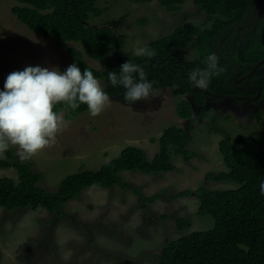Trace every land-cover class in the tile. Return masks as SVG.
Masks as SVG:
<instances>
[{"label":"rangeland","instance_id":"rangeland-1","mask_svg":"<svg viewBox=\"0 0 264 264\" xmlns=\"http://www.w3.org/2000/svg\"><path fill=\"white\" fill-rule=\"evenodd\" d=\"M17 4V0H0V91L4 90L8 74L26 66L60 71L73 63L78 66L68 48H83L75 41L58 45L41 32L30 30L13 13ZM96 6L104 14H91L89 24L115 23L116 33L127 37L119 48L122 56H135L137 47H146L186 22L204 28L212 24H205L207 13L193 0L175 11H169L159 0H96ZM263 13L264 3L251 9L239 25L240 32L232 38H243ZM124 15L127 17L122 18ZM192 44L182 50L190 60L198 57ZM84 57L89 65L102 68L86 53ZM99 81L104 88L105 79ZM154 91L157 98L151 103L129 104L120 96L113 97L111 106L98 117H91L87 110L69 119L63 112L67 127L58 133L54 144L29 159L34 170L42 173L38 185L56 191L66 176L80 170H99L131 145L141 147L153 159L160 151L159 137L165 129L187 126L189 120L180 116L177 107L180 101L190 99L189 95H175L173 88ZM208 103V116L194 126L193 139L187 144L196 153L192 159L176 155L175 169L171 171L120 172L123 181L131 183L146 200L153 197V201L142 202L132 189L115 185L84 188L78 197L65 202L63 218L43 207L8 210L0 206V264H157L168 241L213 228V216L198 214L200 200L194 191L200 187L225 190L239 186L235 181L206 177L208 173L227 170L219 149L224 135L216 129L233 140L241 133L264 132V98L257 102L211 97ZM15 153L21 159L16 149ZM0 177L18 181L19 173L14 168L0 167ZM184 190L192 194L178 197ZM180 217L191 219L190 229L177 227Z\"/></svg>","mask_w":264,"mask_h":264},{"label":"trees","instance_id":"trees-1","mask_svg":"<svg viewBox=\"0 0 264 264\" xmlns=\"http://www.w3.org/2000/svg\"><path fill=\"white\" fill-rule=\"evenodd\" d=\"M186 1L159 0L169 11L178 10ZM17 2L13 13L30 30L41 32L58 45L68 41L81 43L82 49L71 46L68 53L78 60L81 71L87 68L98 80L105 79L103 90L110 98L120 96L123 99L126 89L121 85L113 86L108 80V72L115 71L119 75L120 66L130 60L144 68L153 90L173 88L175 95H189L190 99L180 101L177 107L180 116L189 120L187 126L165 129L159 137L160 151L153 159H149L141 147L127 146L118 158L104 163L99 170H80L66 176L56 191L39 186L42 173L34 170L32 161L18 158L15 149L10 148L0 158V167L16 169L19 180L0 177V206L8 210L43 207L63 218L66 216L65 202L78 197L89 186L112 188L121 185L139 194L142 202L153 201V197L146 200L131 183L123 181L120 172L135 169L144 173L174 170L173 158L176 155L181 154L186 160L196 155L187 148V144L193 139L194 126L211 110L208 100L213 97L212 93L246 95L258 91L257 87H253L257 90L252 91L240 88L234 81L249 72L258 61L264 60V13L253 22L243 38L237 40L232 37L240 32L239 25L245 22L251 9L264 3V0H193L207 13L205 24L212 23L210 27L186 22L145 47L153 50L154 56L121 55V64L117 61V49L126 42L127 37L116 33L113 22L89 24L91 14L97 17L104 14V10L96 6V0ZM126 17L124 15L122 18ZM192 42L191 46L198 57L190 60L182 50ZM85 53L99 61L102 68L89 65ZM210 54L219 58V66L224 71L212 77L207 89H200L190 81L189 73L205 68ZM262 67L264 61L249 78L238 81L239 85L260 87L261 98L264 95ZM237 100L244 101L241 98ZM87 110L83 104L75 110L67 108L64 103L54 106V111L64 112L69 119ZM216 131L224 135L219 141V149L227 170L217 174L208 173L206 177L215 181H235L239 186L225 190L208 187L195 190L194 195L200 200L198 214L213 216L214 227L192 231L168 241L157 264H264V195L260 192V184L264 182V132L254 130L241 133L233 140L224 131ZM191 194L192 191L184 190L177 196ZM191 226L190 218L177 219L180 230L190 229Z\"/></svg>","mask_w":264,"mask_h":264},{"label":"clouds","instance_id":"clouds-1","mask_svg":"<svg viewBox=\"0 0 264 264\" xmlns=\"http://www.w3.org/2000/svg\"><path fill=\"white\" fill-rule=\"evenodd\" d=\"M133 54L152 57L155 52L137 47ZM223 71L219 58L210 54L206 67L190 72L189 79L195 87L207 89L212 77ZM108 80L113 86L126 89L123 99L129 104L151 103L157 98L144 68L130 60L120 66L119 75L109 71ZM61 103L72 110L86 105L89 115L98 117L112 100L93 72L87 68L81 71L75 63L65 71L37 65L8 74L4 90L0 91V158L15 148L21 159L29 160L54 144L58 133L67 127L63 112L54 111V106ZM260 192L264 195V182Z\"/></svg>","mask_w":264,"mask_h":264},{"label":"water","instance_id":"water-1","mask_svg":"<svg viewBox=\"0 0 264 264\" xmlns=\"http://www.w3.org/2000/svg\"><path fill=\"white\" fill-rule=\"evenodd\" d=\"M121 60H122V57H121L120 51H119V49H117V61H118L119 64H121ZM263 61L264 60L258 61L249 72H247L246 74L242 75L237 80H235L234 84L236 86L240 87V88L251 90L253 88L252 86L239 85L238 81H243V80L249 78L259 68L260 64ZM257 89H258L257 93L254 96H251V97H248V96L247 97H243V96H240V95H232V94H216V93H212V95H213V97L215 99L218 98V97H220V98H230V99H234V100L235 99H240V98H246L247 100L249 99L251 101H255V100H257L260 97V93H261V88L258 87ZM207 92L209 93L208 90H207Z\"/></svg>","mask_w":264,"mask_h":264},{"label":"flooded vegetation","instance_id":"flooded-vegetation-1","mask_svg":"<svg viewBox=\"0 0 264 264\" xmlns=\"http://www.w3.org/2000/svg\"><path fill=\"white\" fill-rule=\"evenodd\" d=\"M264 67H262V69H263ZM263 71V70H262ZM244 86H252V87H257L258 88V86L257 85H244ZM253 89H256V88H252L251 90H249V91H252ZM257 90V89H256ZM256 93H252V94H244V95H240V96H243V97H251V96H254ZM260 96H261V93H260ZM263 98H264V95H263ZM263 98H261V97H259L257 100H255V101H257V102H259V101H261ZM241 99H244V100H246V98H241Z\"/></svg>","mask_w":264,"mask_h":264},{"label":"crops","instance_id":"crops-1","mask_svg":"<svg viewBox=\"0 0 264 264\" xmlns=\"http://www.w3.org/2000/svg\"><path fill=\"white\" fill-rule=\"evenodd\" d=\"M148 1H151V0H148ZM148 1H145V2H148Z\"/></svg>","mask_w":264,"mask_h":264}]
</instances>
